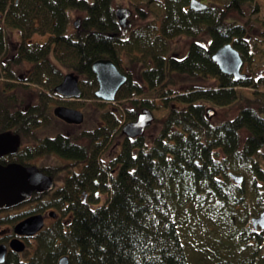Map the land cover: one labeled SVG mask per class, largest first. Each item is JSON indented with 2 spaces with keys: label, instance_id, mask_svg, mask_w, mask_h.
Here are the masks:
<instances>
[{
  "label": "trees",
  "instance_id": "16d2710c",
  "mask_svg": "<svg viewBox=\"0 0 264 264\" xmlns=\"http://www.w3.org/2000/svg\"><path fill=\"white\" fill-rule=\"evenodd\" d=\"M253 1L209 0L203 1L205 9L194 10L189 0H126L125 6L116 0H0V77H6L0 79V130L36 142L10 160L26 166L34 156L57 155L82 165L78 173L67 171L58 190L33 192L28 201L2 211L0 228L50 208L56 217L22 252L8 249L1 264H57L61 256L67 264H264V235L250 223L264 210V77H256L251 65L256 42L264 45L259 38L264 16L258 17ZM142 4L155 5L160 16L153 9L140 11ZM129 10L153 18L122 29L125 24L119 23ZM70 11L81 15L72 32ZM13 32L20 40L10 43ZM35 33L46 34L45 42H28ZM182 34L198 40L189 42L183 56L166 57L170 40ZM225 43L251 71L245 79L234 80L212 60ZM125 57L140 65L139 82L123 67ZM99 59L112 60L127 76L106 114L114 110V117L134 120L141 109H153V100L144 97L153 92L167 112L154 119L148 134L135 138L122 136L114 121L68 139L61 132L37 137L36 129L49 119L51 99L45 92L53 95L63 69L78 78L81 97L90 100L97 87L92 64ZM25 63L31 68L24 80L39 86L37 103L27 110L12 107L15 98L8 94L26 90L11 72ZM173 75L214 84L177 91ZM85 81L87 90L81 87ZM238 87L252 88V97L238 94ZM237 102L236 113L217 123L207 113L208 105ZM99 135L121 137L118 151L101 163ZM61 169L41 167L53 176ZM230 173L241 175L242 182L234 183ZM83 190L92 194L84 202Z\"/></svg>",
  "mask_w": 264,
  "mask_h": 264
},
{
  "label": "water",
  "instance_id": "95a60500",
  "mask_svg": "<svg viewBox=\"0 0 264 264\" xmlns=\"http://www.w3.org/2000/svg\"><path fill=\"white\" fill-rule=\"evenodd\" d=\"M207 7L200 0H190L189 8L203 10ZM217 64L219 70L231 75L234 80L245 79L246 73H242L243 59L238 50L230 43H225L219 47L211 56ZM92 70L97 81V88L94 95L97 99L113 101L120 87L126 82L127 76L122 73L110 59H99L93 62ZM54 91L63 97H73L80 95L77 77L73 74H66L62 80L54 87ZM55 116L68 123L79 124L83 121V114L75 109L64 106L54 108ZM208 115L213 114L211 109ZM155 117L152 110L143 108L137 114L136 119L125 123L121 131L129 138L140 136L145 129L152 124ZM14 136L9 133L0 135V152L9 150L14 142ZM231 179L240 184L243 180L241 175L230 173ZM53 187V179L41 173L34 166H25L20 163H0V210L8 209L28 201L33 192L48 191ZM51 215L53 213H50ZM252 226L264 228V211L253 216L250 220ZM43 227V217L41 214L28 216L14 225L13 231L16 234L33 235ZM10 250L14 252L23 251L25 245L17 238L11 239L8 243ZM7 247L0 244V264L4 262ZM57 264H67L66 256H61Z\"/></svg>",
  "mask_w": 264,
  "mask_h": 264
},
{
  "label": "rangeland",
  "instance_id": "374dc122",
  "mask_svg": "<svg viewBox=\"0 0 264 264\" xmlns=\"http://www.w3.org/2000/svg\"><path fill=\"white\" fill-rule=\"evenodd\" d=\"M119 5H126V0H116ZM203 1H209V0H201ZM258 5V17L264 16V0H254L253 4ZM154 10L155 14H157V16H160V11L156 8L155 5L148 7L147 4H142V6L140 7V11H142L143 13H145L146 11L149 10ZM137 9H135V13H136ZM134 13V16L131 18H127V21L124 20V24L126 23L125 27L128 26V24L130 23V19L132 20V24L134 26L136 25H140L143 24L145 22H147L148 20L152 19L153 16L152 15H146L145 19L138 17L137 14ZM152 16V18H151ZM255 16L252 15L251 18L253 19ZM81 18L80 13H76L74 11H70V19H69V26H68V30L70 32L73 31V22L76 21L77 19ZM236 20L241 21V19L239 18H235ZM159 20V19H158ZM264 39L263 37H259ZM10 43L13 42H17L19 41V37L17 35L16 32H13V34L8 37ZM47 39V35H41L38 33L32 34L31 37H29L27 39L28 42L30 43H43L45 42V40ZM194 39V40H198V38H192L191 36H188L186 34H182L178 37L173 38L172 40H170L169 42V52L167 53L166 57L168 55L174 54L177 55L179 57L183 56L186 53V50L188 48V44L189 42ZM256 51L253 53L254 57H253V62H252V68L255 72V76L258 77L259 75H262L264 77V45H261V43H259L258 41L256 42ZM261 50L262 52L260 53ZM123 63V67L126 68V70L130 73L131 79L135 82H139L140 81V76H139V68L140 65L139 64H129L128 63V59L127 57L124 58ZM30 64L25 63L24 65L22 64L21 67L19 69H15L14 67H11V72L13 73L12 77H24V79H26V74L28 72H30ZM27 70V73H26ZM64 73H69V69L67 70L66 68L63 69ZM243 72L246 73H251L250 70H248L247 68L243 67L242 70ZM7 73V72H5ZM1 81L5 80L6 77L3 75L0 77ZM18 80L20 82H22L23 84H26L25 89L26 90H20L19 88H13V90H9V94H13L15 100L12 101V107L14 106H18V107H23L24 105H26L28 102L32 103H37V98H36V94H37V90H38V85L37 84H32L27 80ZM12 78L8 79V81H11ZM0 81V87L2 86V82ZM16 81V80H15ZM172 81L174 82V85H172V87L177 90V91H183L187 88H189L191 85H198V86H210L214 84V81L211 79H202V78H189L186 76H178V75H173L172 77ZM81 87L83 89H88L89 85L88 83L85 81L81 84ZM264 88V86H262ZM236 92L239 94L244 95L247 98H251L252 97V92L253 89L252 88H248V87H238L236 88ZM144 97H148L150 100L152 99L154 105H153V109H152V113L154 115L155 118H160L162 115H164L168 108H165L163 106H160V102L161 100L159 99V97L154 95V92L152 94H148V95H144ZM53 99V97H51ZM116 100V99H115ZM58 101V100H57ZM97 99L96 98H92L90 100H83L82 103H77L76 108L75 109H80L82 112H84V122L78 127V128H69L66 127L61 121L56 120V119H48V122L46 125H41L39 126V128L36 129L35 135L37 137H44V136H53L54 134H56L57 132H70L71 134H76L79 133L82 130H90L95 128L97 125H110L112 123V125L116 124V128H120L123 123L124 120L127 121L126 117L122 116L120 117L118 114L117 116L115 115V117L111 114L112 112H114V110H112L110 113H103L107 108H109V103L107 102V104L102 108L100 107L97 103ZM51 106H54L56 104H53V102L51 103L48 102ZM237 106H238V102L229 106V107H224V108H214L210 105H208V109H212L213 114H212V121L214 123L219 122L220 120H222L225 117H231L233 116L236 111H237ZM52 108V107H51ZM52 109H49V114L50 116H52ZM116 113V112H115ZM118 117V118H117ZM121 120V121H119ZM115 124H114V122ZM153 123V122H152ZM69 128V129H68ZM151 131V128H149L146 132L144 131V133L148 134ZM121 137L116 136L113 139L112 138H108L107 140H104L105 143V147L101 146L103 148V150L101 151L99 158L101 157L102 161H107L109 157H111L113 154H115L118 151V147L117 144L120 143ZM116 145V146H115ZM23 146V145H22ZM262 152H264V148L262 149ZM260 165L263 168V172H264V161L260 160ZM34 164L37 165H51V166H60L62 169V171L60 172V176L58 175V173L55 176V180H57V183L55 184L56 187H59V185L61 186V178L63 176L66 175L68 170H74V162H70L69 160L63 159L57 155H48L47 157H41L37 160V162L34 161ZM61 183V184H60ZM263 190H264V183H263ZM101 199H103V196H101Z\"/></svg>",
  "mask_w": 264,
  "mask_h": 264
},
{
  "label": "flooded vegetation",
  "instance_id": "af4514ba",
  "mask_svg": "<svg viewBox=\"0 0 264 264\" xmlns=\"http://www.w3.org/2000/svg\"><path fill=\"white\" fill-rule=\"evenodd\" d=\"M134 16V11H131V10H129V13L127 14V16L125 17V18H122L121 19V21H120V26L122 25H124V20H126L127 21V18H131V17H133ZM131 23H132V20L130 19V23H129V25H131ZM125 25H126V23H125ZM122 26H121V28H122ZM76 28L75 29H77L78 28V25L77 26H75ZM122 29H126V28H122ZM19 79H24V77H21V76H19L18 77ZM62 78H63V76H62ZM62 78H61V80H62ZM60 80V81H61ZM77 80H78V78H77ZM58 84V83H57ZM56 84V85H57ZM56 85H54L53 86V92H52V94L53 95H51V93L50 92H48V91H46L45 93L50 97V99L51 100H49L48 102H50L51 101V103L53 102V104H56V105H54V106H51L50 104H49V109L51 110L52 109V116H50V114H49V111H48V118L50 119V120H52V119H56V120H59V121H61L66 127H69L70 129L71 128H78L83 122H84V118H85V116H84V112H82L80 109H75L76 108V105H77V103L76 102H78V103H82V101L84 100H86V99H84V98H82L81 97V90H80V95L79 96H73V97H63V96H61L59 93H57V92H55L54 91V87L56 86ZM78 87L80 88V83H79V80H78ZM94 92H95V90H94ZM94 92H93V95H94ZM8 94H9V92H8ZM51 97H53V99L51 98ZM94 98H95V95H94ZM58 100V101H57ZM87 101V100H86ZM97 101L98 102H103V103H106L107 104V102H110V101H104V100H100V99H97ZM111 103V102H110ZM76 104V105H75ZM31 106V103L30 102H28L26 105H24L23 107H21V108H23V109H25V110H27L29 107ZM59 106H64V107H68V108H71V109H75V110H78V111H80L82 114H83V121L81 122V123H79V124H76V123H68V122H65L64 120H62V119H60L59 117H57V116H55L54 115V113H53V110H54V108H56V107H59ZM52 107V108H51ZM106 111V110H105ZM103 112V113H106V112ZM127 121H125L124 120V123H126ZM123 123V124H124ZM106 126H108V125H106V124H102V125H97L95 128H93V129H90V130H82V131H80L79 133H76V134H71L70 132H67V131H65V132H61L63 135H65V137L68 139L70 136H77V135H79V134H89V133H91V132H93V131H95L96 129L97 130H101L102 128H105ZM123 126V125H122ZM122 126L120 127V128H118V129H122ZM68 128V129H69ZM1 129V128H0ZM122 132V131H121ZM6 133H9V134H11L12 136H14V142H13V145H12V147L9 149V150H7V151H5V152H0V163L1 164H3V165H6V164H9V163H17V162H13V161H11L10 160V156H11V154H13V153H15L17 150H20V148L22 149V148H31V147H34V146H36V142L34 141V140H32V139H28V140H25V141H23V140H21L20 139V136H19V134H17L16 132H14L12 129H4V130H0V135L1 134H6ZM55 135V134H54ZM53 135V136H54ZM101 135H99L98 136V140L95 142L97 145H99L98 147H99V150L97 151V157H98V160H99V162L101 163V162H103L102 161V159H101V157L99 158V155H100V153H101V151L103 150V148L101 147V146H104L105 147V143H104V140L102 139V137H100ZM122 136H124V137H127L123 132H122ZM45 137H49V136H44V137H42V138H45ZM50 137H52V136H50ZM120 144V143H119ZM119 144H117V146H119ZM23 145V146H22ZM74 145H76V146H79L78 144H74ZM116 146V145H115ZM41 157H47V156H34V157H32L30 160H29V162L31 163L30 165H26V166H34V167H36L41 173H43V174H45V175H47V176H51L52 177V179H53V181H54V185H53V187L51 188V189H49L48 191H43L42 193H44V192H53V191H56V190H58V188H61L62 186H64V182H63V177L61 178L62 180H61V183H62V185L60 186L59 185V187H56L55 186V184L57 183V180H55V176L56 175H50V174H47V173H45V172H43L42 170H41V167H46V168H53V166H51V165H37V164H34V161L35 162H37V160L39 159V158H41ZM70 162H73L72 160H69ZM81 167H82V165H80V164H78V163H76V165L74 166V172L75 173H78V172H80L79 170L81 169ZM61 172V171H60ZM60 172H58V175L60 176ZM60 183V184H61ZM90 195H92V194H90L89 192H87V190H83L82 191V201L84 202L86 199H87V196H90ZM93 195H95L96 197H98L99 196V190H94V192H93ZM13 208H15V207H11V208H8V209H13ZM8 209H3V210H8ZM3 210H0V215H2L3 214ZM52 212H54V209L52 208H50V209H46L45 211H43V212H41V213H39V214H41L42 215V217H43V226L44 225H46V224H48V223H50L51 222V220H53L55 217H56V215H55V213H53L52 215L50 214V213H52ZM10 213H13V212H10ZM36 214V213H35ZM34 215V214H33ZM28 216H31V215H26V216H23L20 220H22V219H24V218H26V217H28ZM20 220H18V221H20ZM18 221H16L14 224H12V225H8V226H4V227H1L0 228V239L1 238H8V241H7V251H8V249H9V247H8V243H9V241L11 240V239H14V238H17V239H20L24 244H25V247H26V241L28 240L29 242H32L33 241V236L36 234H33V235H23V234H16L14 231H13V228H14V225L18 222ZM254 230H256V231H260V232H262L263 233V235H264V228L263 229H261L260 227H257V228H253ZM0 244H4V243H0ZM10 250V249H9ZM10 251H12V250H10ZM14 252V251H13ZM16 253H20V252H16ZM6 254H7V252H6Z\"/></svg>",
  "mask_w": 264,
  "mask_h": 264
}]
</instances>
